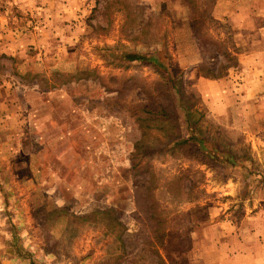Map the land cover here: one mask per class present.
I'll return each instance as SVG.
<instances>
[{"label":"rangeland","instance_id":"374dc122","mask_svg":"<svg viewBox=\"0 0 264 264\" xmlns=\"http://www.w3.org/2000/svg\"><path fill=\"white\" fill-rule=\"evenodd\" d=\"M249 5L0 0V264H192L214 224L264 234Z\"/></svg>","mask_w":264,"mask_h":264},{"label":"crops","instance_id":"0c3cea01","mask_svg":"<svg viewBox=\"0 0 264 264\" xmlns=\"http://www.w3.org/2000/svg\"><path fill=\"white\" fill-rule=\"evenodd\" d=\"M234 21L235 18L231 19L230 23L242 31L245 41L242 56L245 76L249 78L245 85L248 86L247 82L252 84L251 91L255 92L260 83L264 84V0H251L243 19ZM250 41L253 43L251 46L248 44ZM252 76L255 81L251 79ZM6 137L13 139V136L12 138L5 136V139ZM14 141H20V138L14 136ZM9 151L12 152V149ZM1 217L0 215V220ZM223 225V223L221 227L212 225L205 236L203 233L196 234L191 255L192 264H264L262 232L248 230L247 226L239 230L237 228L228 230Z\"/></svg>","mask_w":264,"mask_h":264},{"label":"trees","instance_id":"16d2710c","mask_svg":"<svg viewBox=\"0 0 264 264\" xmlns=\"http://www.w3.org/2000/svg\"><path fill=\"white\" fill-rule=\"evenodd\" d=\"M129 57H130V59H132V60H135V59H142V58H143V57L140 56V55H131V56H129ZM163 112H164V110H160V111L158 112V114L154 116V118H160L161 115H162L163 117H165L166 120L171 118V115H170V114H168V113L163 114ZM171 120H172V119H171ZM192 132H193V134L191 135V137H189V138H187V139H183L181 134H177V136H176L175 138H173V142H174V144H175V145L185 144V143H187V142L190 141V140L199 141V139H198L196 133L194 132V129H193Z\"/></svg>","mask_w":264,"mask_h":264}]
</instances>
